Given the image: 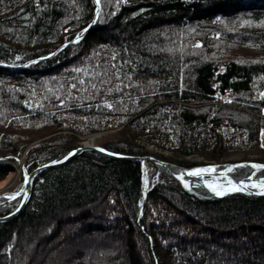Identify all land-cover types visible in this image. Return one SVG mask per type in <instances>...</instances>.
Instances as JSON below:
<instances>
[{
  "label": "trees",
  "instance_id": "16d2710c",
  "mask_svg": "<svg viewBox=\"0 0 264 264\" xmlns=\"http://www.w3.org/2000/svg\"><path fill=\"white\" fill-rule=\"evenodd\" d=\"M98 1L78 42L0 66V155L27 148L30 171L117 128L103 147L185 166L264 151V0ZM93 9L0 0V61L47 55ZM11 171L0 161V179ZM14 208L1 204L0 216ZM0 264H264V196L200 199L168 178L144 195L138 161L85 150L38 173L23 208L0 222Z\"/></svg>",
  "mask_w": 264,
  "mask_h": 264
},
{
  "label": "water",
  "instance_id": "95a60500",
  "mask_svg": "<svg viewBox=\"0 0 264 264\" xmlns=\"http://www.w3.org/2000/svg\"><path fill=\"white\" fill-rule=\"evenodd\" d=\"M95 3H97L96 0H95ZM97 10H98V7H96L92 21L85 28H83V30L81 31V33L79 35L75 36L74 41L82 38V36L90 29L91 25L95 21V18H96L97 12H98ZM64 45H66V43L58 46L56 48V50L53 51V53H51L45 57H38V58L30 59V60H27L21 64H7V63L0 61V66L9 67L11 69L22 68V67H24V66H26L32 62H36V61H39L41 59L48 58V57L52 56L57 51H59ZM263 93H264V91H263ZM73 149H76V151H72ZM85 150H93V151H96L98 153H102L104 155L110 156V157L139 161L141 163L142 176H144V170L142 169V163L145 161H150L159 170H161V172H163L164 174H167L172 179L179 182V184H181V186L184 190H186L187 192H189V193H191V194H193L199 198L215 199V198H221V197H224L227 195H234V194L247 195V196H264V191H255V190H251V189H249V190L242 189L241 190V189L229 187V183H228V185H216V184L214 185V184H206V182H202V187L205 186L206 190H210L212 192H210L209 194H199V193L195 192L191 187H188L185 184V181L183 179H181V177H177L175 175V173H177V174L181 173L183 175H184V173L190 174V175H195L196 173H201V172H204L206 170L218 169V168H222L224 166L225 167H232L233 169H236V168L239 169L245 163L246 164L251 163V166L255 169L256 168L262 169V168H264V163L232 162V163H218V164L182 166L179 164L168 162L166 160H160V159L155 158L154 156L149 155V154H146V155L125 154V153H121V152L111 151V150L106 149V148L101 147V146L83 144V145H78V146L73 147L72 149L67 150L60 158H54L53 160H50V161L42 164L41 166L36 167L35 169H33L29 173L24 168V166L21 165L22 174H23V182H22V185L20 186V188L16 191L4 192V193L0 194V201L7 199V198L21 197L20 202H19L18 206L12 212H10L7 215L0 216V222L6 221V220L14 217L21 210V208L23 207L24 203L27 201V199L30 195L32 181L34 180L35 176L39 172H41L42 170L49 168V167L61 165L65 162H67L69 159H71L74 155L79 154ZM69 153H71V155H69ZM235 181L236 180H234V182ZM208 187H209V189H208Z\"/></svg>",
  "mask_w": 264,
  "mask_h": 264
},
{
  "label": "rangeland",
  "instance_id": "374dc122",
  "mask_svg": "<svg viewBox=\"0 0 264 264\" xmlns=\"http://www.w3.org/2000/svg\"><path fill=\"white\" fill-rule=\"evenodd\" d=\"M94 2V9H93V14H92V17L91 19L89 20V22L83 27L85 28L91 21H92V18L94 17V13H95V10H96V7H98V12H97V15H96V18H95V21L93 22V24L91 25L90 29L82 36V38L88 33L90 32L94 27H95V22H96V19H97V16H98V13H99V9H100V4H99V1L96 0L97 3H95V0H93ZM238 7V6H237ZM204 12V11H203ZM215 23V22H214ZM83 28L81 29V31L83 30ZM81 31L75 35H73L69 40L65 41V42H62L60 44H58L55 49L53 51L56 50V48L64 43H66V45H64L62 48L66 47V46H69L71 44H74L76 42H78L79 40H81L82 38H80L79 40H76L74 41L75 39V36L79 35L81 33ZM216 33V32H215ZM214 32L210 33V36L215 38L218 37V33L215 34ZM198 43V42H196ZM61 48V49H62ZM60 49V50H61ZM236 52H239L241 54V57H245L246 54H251V51L249 50H246V49H242L240 47H237L236 46ZM59 50V51H60ZM53 51H51L50 53H48L47 55L53 53ZM58 52V51H57ZM56 52V53H57ZM55 53V54H56ZM246 53V54H245ZM255 53V52H254ZM55 54H53L52 56H54ZM247 54V55H248ZM47 55H43V56H39V57H45ZM50 56V57H52ZM48 57V58H50ZM38 58V57H37ZM34 59V58H33ZM46 59V58H44ZM43 60V59H41ZM2 67H5V66H2ZM5 68H8V69H11L9 67H5ZM18 69V68H17ZM12 70V69H11ZM258 117L260 118L261 120V123H262V126L260 127V132H259V138H260V146L264 147V114L263 113H260L258 115ZM119 129L120 128H117V129H109V130H105V131H97V132H93V133H89L85 136H81L79 141L77 142V144L75 146H78V145H83V144H87V145H96V146H101L103 147L100 143H102L103 141L105 140H114L116 139L118 136H119ZM74 146V147H75ZM73 147L69 148V149H72ZM105 148V147H104ZM151 151H154L156 152L157 154L160 153V155H168V156H171L169 152L167 151H160L159 149H155L154 147H148ZM27 149V148H26ZM25 149V151H26ZM67 149V150H69ZM107 149V148H106ZM67 150L63 151L62 153H60L59 155H57L56 157L54 158H60ZM25 151L22 152L20 155H13V154H7V155H0V161L1 162H6V163H9V165L11 166L12 168V171L3 175L0 179V194L4 193V192H12V191H16L20 188V186L22 185V182H23V174H22V168H21V165L24 166V168L27 170L26 166H25V163H24V159H25ZM112 151V150H111ZM250 152H241V153H234L232 155L229 156L228 159H225L223 161H219V162H201L202 159L200 157H197V156H190L188 157V160L190 161H193V162H196L195 164L193 165H204V164H218V163H232V162H254V163H264L262 160L258 159V158H262L263 157V153L264 151H258V150H249ZM258 151V152H257ZM102 154V153H101ZM78 155V154H76ZM152 155V154H151ZM75 156V155H74ZM154 156L155 158H158L160 160H166V159H163V158H160V157H157L155 155H152ZM54 158L50 159V160H53ZM49 160V161H50ZM135 161V160H134ZM168 162H172V163H175V164H179L177 162H174L172 160H166ZM48 162V161H46ZM44 162V163H46ZM139 162V161H138ZM42 163V164H44ZM140 163V162H139ZM143 163H146L147 164V172H148V175H149V183L147 185V187L143 188L142 186V191H143V194L145 195L146 192H147V188L149 186V184L153 181V180H158V179H161V178H168V179H171V180H174L172 179L170 176H168L167 174H164L163 172H161L152 162L150 161H145ZM42 164L38 165V166H41ZM64 164V163H63ZM181 165V164H179ZM193 165H190V166H193ZM36 166V167H38ZM182 166H185V165H182ZM35 167V168H36ZM33 168V169H35ZM140 168H141V163H140ZM32 169V170H33ZM47 169V168H46ZM18 171V175H17V178H15V180L12 181V174L15 172V171ZM32 170H27V172H31ZM40 173V172H39ZM37 176V175H36ZM35 176V177H36ZM141 177H142V180H143V176H142V170H141ZM175 182H177L176 180H174ZM33 182V181H32ZM179 183V182H177ZM181 185V184H180ZM182 187V186H181ZM31 189H32V186H31ZM31 193V191H30ZM234 195H238V194H234ZM30 196V195H29ZM228 196V195H227ZM197 197V196H196ZM29 198V197H28ZM199 198V197H198ZM20 199L21 197H17V198H7V199H4L2 201H0V205L1 204H7V205H13L15 206V208L18 206L19 202H20ZM200 199H210V198H200ZM216 199V198H215ZM28 200V199H27ZM27 202V201H26ZM26 202L24 203V205L26 204ZM23 205V206H24ZM14 208V209H15ZM23 208V207H22ZM21 208V209H22Z\"/></svg>",
  "mask_w": 264,
  "mask_h": 264
},
{
  "label": "bare ground",
  "instance_id": "6f19581e",
  "mask_svg": "<svg viewBox=\"0 0 264 264\" xmlns=\"http://www.w3.org/2000/svg\"><path fill=\"white\" fill-rule=\"evenodd\" d=\"M142 169L144 170V176L142 180L143 188L147 187L149 183V175L147 172V164L142 163ZM161 171V170H160ZM244 171V172H243ZM18 171L16 170L12 174V181L17 178ZM177 177H181L185 181L188 187H191L195 192L199 194H209L210 190H206L205 186L202 187V182L206 184L216 185H228L229 187L244 190L264 191V168L255 169L251 166V163H245L239 169H233L232 167H222L213 170H206L195 175L190 174H177ZM193 180V181H192ZM234 180H236L234 182ZM199 183H197V182ZM233 182V183H232ZM226 183V184H225ZM232 183V184H231ZM201 185V186H200ZM209 189V187H208Z\"/></svg>",
  "mask_w": 264,
  "mask_h": 264
},
{
  "label": "snow or ice",
  "instance_id": "6c2138e0",
  "mask_svg": "<svg viewBox=\"0 0 264 264\" xmlns=\"http://www.w3.org/2000/svg\"><path fill=\"white\" fill-rule=\"evenodd\" d=\"M72 151H76V149H73ZM69 155H71V153H69Z\"/></svg>",
  "mask_w": 264,
  "mask_h": 264
}]
</instances>
